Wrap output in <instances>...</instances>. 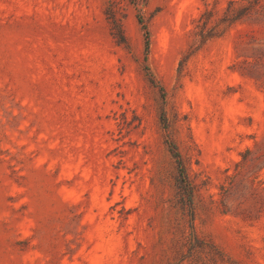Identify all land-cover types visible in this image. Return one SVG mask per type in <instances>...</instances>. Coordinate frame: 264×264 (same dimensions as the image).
<instances>
[{
	"label": "rangeland",
	"instance_id": "obj_1",
	"mask_svg": "<svg viewBox=\"0 0 264 264\" xmlns=\"http://www.w3.org/2000/svg\"><path fill=\"white\" fill-rule=\"evenodd\" d=\"M229 2L0 0V264H264V19Z\"/></svg>",
	"mask_w": 264,
	"mask_h": 264
},
{
	"label": "trees",
	"instance_id": "obj_2",
	"mask_svg": "<svg viewBox=\"0 0 264 264\" xmlns=\"http://www.w3.org/2000/svg\"><path fill=\"white\" fill-rule=\"evenodd\" d=\"M263 0H230L229 5L225 10V20H229L233 23L242 18L254 17L256 20L261 21L264 19V6L262 4ZM146 37L148 38V32H146ZM149 41L146 40V45ZM171 149L174 155L178 158V162L181 168V175L185 177V172L183 170L182 161L180 159L179 153L176 151V145L171 143ZM188 190V189H187ZM215 261H218V256H221L219 252L216 251Z\"/></svg>",
	"mask_w": 264,
	"mask_h": 264
}]
</instances>
